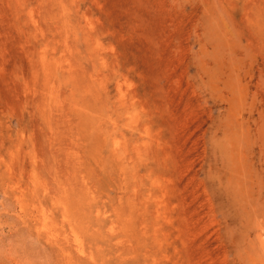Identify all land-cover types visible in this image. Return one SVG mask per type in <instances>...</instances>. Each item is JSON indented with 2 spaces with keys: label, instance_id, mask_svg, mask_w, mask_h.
I'll list each match as a JSON object with an SVG mask.
<instances>
[{
  "label": "rangeland",
  "instance_id": "1",
  "mask_svg": "<svg viewBox=\"0 0 264 264\" xmlns=\"http://www.w3.org/2000/svg\"><path fill=\"white\" fill-rule=\"evenodd\" d=\"M0 264H264V0H0Z\"/></svg>",
  "mask_w": 264,
  "mask_h": 264
}]
</instances>
